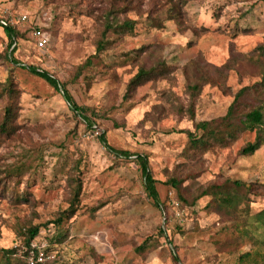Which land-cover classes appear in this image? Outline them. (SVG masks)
Here are the masks:
<instances>
[{
  "label": "rangeland",
  "instance_id": "rangeland-1",
  "mask_svg": "<svg viewBox=\"0 0 264 264\" xmlns=\"http://www.w3.org/2000/svg\"><path fill=\"white\" fill-rule=\"evenodd\" d=\"M133 4L139 10L119 15L135 21L133 31L112 36L110 47L77 79L76 68L96 52L105 14L113 5L123 7V0H0L3 9L29 17L16 26L19 64L8 59L14 46L0 27V93L8 79L20 91L19 129L10 138L0 135V257L5 250H15L16 258L25 254L21 228L41 225L33 245L46 263L176 264V255L178 264H264V220L256 217L264 196L252 195L250 208L242 206L233 217L209 208V196L194 202L202 189L226 179L264 193V146L252 156L238 155L256 138L249 131L229 147L187 153L185 133L194 131L195 122L225 116L242 88L261 81L264 0ZM38 27L48 38L43 49L34 37ZM160 62L171 72L145 82L127 101L128 83L139 69ZM226 65L230 70L220 85L203 87L191 119L188 83L199 78L201 66L217 78ZM30 66L65 85L79 107L92 109L94 128L62 92L24 69ZM255 103L249 96L243 111ZM6 104L0 97V122ZM103 133L113 148L148 156L160 207L148 197L135 157L108 152L99 141ZM11 166L28 171L20 181L6 178ZM175 172L185 179L180 189L168 184ZM77 176L83 189L71 216V179ZM62 231L66 241L53 245L50 240Z\"/></svg>",
  "mask_w": 264,
  "mask_h": 264
},
{
  "label": "trees",
  "instance_id": "trees-1",
  "mask_svg": "<svg viewBox=\"0 0 264 264\" xmlns=\"http://www.w3.org/2000/svg\"><path fill=\"white\" fill-rule=\"evenodd\" d=\"M124 6L117 8L113 5L108 13L105 14L103 29L100 33V38L97 41L96 52L91 56L83 65H80L76 68L75 78H80L84 71L89 67L93 66L94 60L98 59L111 45L112 36H118L130 31H133L135 28V21L131 19H122L119 17L120 14H127L131 10H139L140 5L137 7L134 6L133 0H123ZM136 8V9H134ZM131 9V10H130ZM169 14V10L163 11L162 15ZM168 18V17H167ZM162 18H157L160 20ZM160 24V23H159ZM5 31L6 36L8 37L10 43L9 48H14L10 51L8 59L14 64H19L15 59L14 55L16 53V39L19 35L16 27L13 26H4L0 23ZM158 27H161L158 25ZM257 62L259 63L261 69V81L256 83L253 86L242 88L234 98L233 103L230 105L225 116L212 120V121H200L195 122L194 131H185L188 135L189 143L187 146V153H204L209 150L215 149L217 147L225 148L233 145L241 136V134L246 132H255L256 138L253 142L247 143L244 147L240 149L238 155L240 156H252L259 149L264 146V45L259 46L258 49ZM32 75H35L44 81H46L51 87L56 91L62 92L66 101L70 104L72 110L77 114L82 116L83 120L86 122L87 127L93 129L96 125L95 121L89 116V113L92 112V109L81 108L73 100L72 96L66 89L65 85L60 84V82L50 74L40 69L30 66L28 68L24 67ZM230 70L229 65L224 66L221 69L217 70L219 75L217 78L210 73L209 68L200 67L199 78L191 81L187 85V91L192 99L191 105L189 107L190 117L194 120V101L200 95L203 87L207 84L220 85L222 80L225 78V74ZM171 72V68L164 62L151 67L144 68L141 67L138 73L130 80L127 86V101L131 96L136 92V90L145 84L147 81L155 80L160 78L162 75L168 74ZM0 97H6L7 104L2 113V119L0 122V135L5 138H10L15 136L19 125H17V120L19 118L20 112V91L17 88L13 80L8 79L4 84H2V91ZM249 96L255 98L256 103L251 106L249 109L243 111V102L247 100ZM99 141L107 149L108 152L115 155L117 158L130 160L132 157H135V162L139 165V169L144 179L145 190L148 197L154 201L155 205L161 206L160 194L157 188L158 181L154 178L152 171L150 170L149 158L147 155L133 154L129 151L119 150L113 148L107 140L105 133L100 135ZM21 158H24V153L21 155ZM13 166L8 167L5 171L6 178H12L13 180H21L27 171L28 167L22 169L21 171H13ZM78 170V169H77ZM0 176H3V173L0 172ZM0 177V187L2 184ZM19 180V181H20ZM181 173H174L171 175L168 180V184L175 189H180L182 186ZM18 181V182H19ZM72 181V200L70 202V212L73 216L76 209V204L81 195L83 184L79 176L73 177ZM262 187V186H261ZM260 187V188H261ZM264 190V186L262 187ZM259 189V188H258ZM5 191L6 189L3 188ZM252 195L264 196V193L256 191L254 184H248L242 180H232L226 179L223 183H213L208 185L206 188L202 189L197 198L194 200L197 201L203 197H211V201L208 204L209 208H213L218 213L224 214L229 217H233L238 213L242 212V206H245V209L250 208V200ZM21 198V197H20ZM181 199L186 200L183 196ZM63 213L60 214L55 223L57 226L62 227L63 222ZM260 220H264V209L259 211L256 215ZM261 223V222H260ZM264 225V222L261 223ZM41 225L23 227L21 228V235L24 237V247L29 251L32 249L34 240L40 234ZM66 232H60L59 235L53 237L50 241L53 243H64L67 239ZM264 246V240H263ZM36 251V249H35ZM15 250H5L2 252L0 257V264H28L26 261L27 254H23L21 257L16 258ZM38 252V251H37ZM250 255H243L241 258H249ZM173 260L176 264L180 262L178 256L173 255ZM46 264H56L55 261H50Z\"/></svg>",
  "mask_w": 264,
  "mask_h": 264
},
{
  "label": "built area",
  "instance_id": "built-area-1",
  "mask_svg": "<svg viewBox=\"0 0 264 264\" xmlns=\"http://www.w3.org/2000/svg\"><path fill=\"white\" fill-rule=\"evenodd\" d=\"M29 20L28 15L26 14H20L17 15L14 13L11 9L5 8L3 9L0 6V23L4 26H13L16 27L20 24H24ZM34 37L37 41V46L40 49H43L46 47L48 43V38L46 37L45 32L42 30V28L38 27L34 29ZM36 249V251H35ZM29 264H46L47 258L45 257V253L41 249H37L34 245H32L31 250L25 249ZM38 251V252H37Z\"/></svg>",
  "mask_w": 264,
  "mask_h": 264
}]
</instances>
